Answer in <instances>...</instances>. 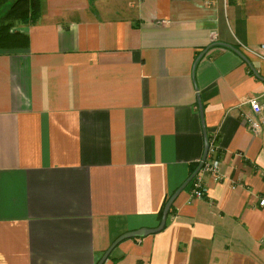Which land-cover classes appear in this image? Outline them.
Returning a JSON list of instances; mask_svg holds the SVG:
<instances>
[{"label": "crops", "instance_id": "1", "mask_svg": "<svg viewBox=\"0 0 264 264\" xmlns=\"http://www.w3.org/2000/svg\"><path fill=\"white\" fill-rule=\"evenodd\" d=\"M0 51V264H95L217 131L219 174L102 264H264V0H40ZM200 57L197 60V57ZM200 101L203 122L199 111ZM264 118V109L261 113Z\"/></svg>", "mask_w": 264, "mask_h": 264}, {"label": "trees", "instance_id": "2", "mask_svg": "<svg viewBox=\"0 0 264 264\" xmlns=\"http://www.w3.org/2000/svg\"><path fill=\"white\" fill-rule=\"evenodd\" d=\"M40 15V0H0V51L9 52L28 46V35L25 31L16 29L15 22L29 24ZM199 161L192 165L191 172L196 168ZM169 196L165 198L158 210L160 220L163 208ZM171 208L168 209V213Z\"/></svg>", "mask_w": 264, "mask_h": 264}, {"label": "built area", "instance_id": "3", "mask_svg": "<svg viewBox=\"0 0 264 264\" xmlns=\"http://www.w3.org/2000/svg\"><path fill=\"white\" fill-rule=\"evenodd\" d=\"M241 48L258 58L264 59V43L259 44L257 49H252L244 45H241ZM249 104L252 109V113L244 115V120L248 124L249 128L254 131L260 130L261 127L264 128V118L261 116L264 109V102H261L258 98H251L249 100ZM217 135V131H213L207 136V151L205 157L202 160L200 159L201 164L196 173L190 179L189 193L192 197H202L205 194V175H212L215 178L220 177V159ZM259 204H264V197L259 199Z\"/></svg>", "mask_w": 264, "mask_h": 264}, {"label": "water", "instance_id": "4", "mask_svg": "<svg viewBox=\"0 0 264 264\" xmlns=\"http://www.w3.org/2000/svg\"><path fill=\"white\" fill-rule=\"evenodd\" d=\"M200 57V55L197 57ZM198 104H199V111H200V115L202 118V122H203V110L200 104V101L198 100ZM202 127H203V132H204V151L203 154L201 156V160L205 157L206 151H207V134H206V129H205V125L204 123H202ZM201 164V161H199L198 165L196 166V168L193 170L192 173L189 174V176H187V178L174 190L173 193H171V195L169 196L163 211H162V215L161 218L158 222V224L156 226H141L132 230H128L126 232L121 233L120 235H118L111 243L110 245L104 250V252L102 253V255L98 258V260L96 261L95 264H102L104 262V260L107 258L109 252L111 251V249L122 239L124 238H128V237H132V236H144L147 235L149 233L152 232H156L158 230H160L166 221V216L168 213V209L173 201V199L175 198V196L177 195V193L185 187V185L190 181V179L192 178V176L196 173V171L198 170L199 166Z\"/></svg>", "mask_w": 264, "mask_h": 264}]
</instances>
